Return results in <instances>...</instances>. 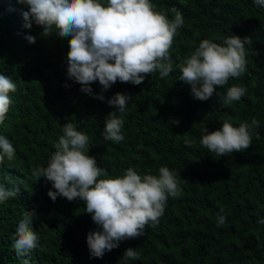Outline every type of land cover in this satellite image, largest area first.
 Here are the masks:
<instances>
[{"label":"trees","instance_id":"16d2710c","mask_svg":"<svg viewBox=\"0 0 264 264\" xmlns=\"http://www.w3.org/2000/svg\"><path fill=\"white\" fill-rule=\"evenodd\" d=\"M151 2L170 20L173 7L184 18L171 49L173 72L163 79L154 72L140 85L117 81L107 91L97 81L90 96L67 76L70 37H44L35 23L26 28L22 13L27 7L0 0V74L17 84L0 125V135L11 141L16 155L0 164V184L18 190L17 197L0 203V264H22L12 245L24 211L35 212L32 226L40 237L30 264H264V224L258 222L264 218V8L253 0ZM29 35L36 37L35 44L28 42ZM227 35L251 37L252 44L245 46L247 71L216 91L238 85L246 95L230 105L215 93L197 100L179 80L176 65L200 41L218 37L213 42L222 44ZM116 93L130 97L127 110L118 114L124 120L120 143L102 134L108 114L116 111L108 105ZM100 95L104 100L95 98ZM253 118L260 127L242 153L219 157L200 143L204 128L211 133L224 121L239 127ZM68 122L89 136L88 155L106 170L101 178L122 176L129 167L158 176L164 166L181 181L182 196L169 197L156 226L120 242L103 258L90 256L87 235L100 229L83 202L62 197L53 202L47 195L54 191L51 182L31 175L32 168L47 166ZM185 139L193 141L190 147ZM219 215L226 218L223 226L217 224ZM128 248L139 253L138 260H123Z\"/></svg>","mask_w":264,"mask_h":264},{"label":"clouds","instance_id":"9594fccd","mask_svg":"<svg viewBox=\"0 0 264 264\" xmlns=\"http://www.w3.org/2000/svg\"><path fill=\"white\" fill-rule=\"evenodd\" d=\"M257 7L264 8V0H253ZM27 7L22 13L25 27L33 23L42 27V35L53 34L68 38L67 76L81 85V91L92 95L90 85L99 82L102 91H107L117 81L140 85L146 76L154 72L167 78L173 72L171 49L177 30L184 24L181 12L173 7L170 20L164 12L156 10L151 0H18ZM218 37L204 39L176 67L179 80L190 86L192 96L207 101L217 94L222 103L238 102L247 89L233 85L226 93L217 92L230 79H239L247 71L246 45L251 37L241 39L227 35L222 44L213 42ZM30 44L36 37L27 36ZM68 87V85H65ZM17 91V84L0 74V125L7 119L12 101L10 93ZM104 100V96L95 97ZM130 97L116 93L108 105L116 111L110 112L105 121L103 137L106 141L120 143L124 140L121 115L128 108ZM177 124L179 121H173ZM260 122L253 118L251 124L242 123L234 127L228 121L219 130L208 132L202 129L201 145L219 157L242 153L252 144L253 129ZM63 135L54 145L47 166H36L31 175L38 181L41 177L51 182L47 195L53 202L57 197L68 201L79 199L86 213L98 226L99 231L87 235V246L91 257L103 258L105 252L119 247L120 242L144 236L148 226H156L163 216L169 197L182 196L181 181L177 173L168 167H160L159 175H140L129 167L122 176L101 178L106 170L97 165L95 157L88 155L89 136L68 122L63 125ZM185 145L193 143L185 139ZM16 149L11 141L0 135V164L7 158H15ZM10 180V177H9ZM18 190L7 189L0 184V203L17 197ZM223 212V209H221ZM35 212L24 211L16 229L13 248L22 264H30V254L39 247L40 237L33 230ZM218 216V226L225 223ZM264 224V218L258 221ZM123 260H138L139 253L128 248Z\"/></svg>","mask_w":264,"mask_h":264}]
</instances>
